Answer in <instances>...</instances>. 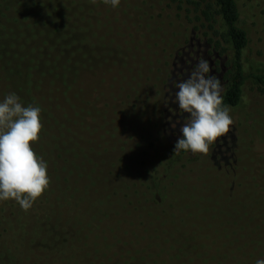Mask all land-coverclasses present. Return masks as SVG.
I'll use <instances>...</instances> for the list:
<instances>
[{"label":"rangeland","instance_id":"obj_1","mask_svg":"<svg viewBox=\"0 0 264 264\" xmlns=\"http://www.w3.org/2000/svg\"><path fill=\"white\" fill-rule=\"evenodd\" d=\"M32 1L23 16L52 40L30 53L13 92L30 101L35 87L46 107L31 146L47 162L50 184L30 210L0 202V264H255L264 258V95L249 82L241 106L230 111L236 130L232 124L210 147V153L224 148L223 156L203 155L173 169L164 179L170 187L161 210L144 205L150 172L129 174L121 158L147 159L157 136L167 145L176 142L184 121L172 104L176 80L165 74L168 32L180 51L203 42V32H195L170 0H121L116 9L103 0ZM237 2L250 41L247 65L263 71L264 7L256 0ZM18 13L0 0L6 24L0 33V99L11 93L8 83L34 43L29 37L14 45L6 37L17 33ZM82 24L89 25L86 71L69 38L82 35ZM60 34L68 45L65 55L54 48ZM118 48L125 51L123 61L110 63L119 59L115 53L107 60ZM206 60L223 99L225 69L215 58ZM254 111L261 117L252 128L238 126V118L251 125ZM52 197L54 208L47 204Z\"/></svg>","mask_w":264,"mask_h":264},{"label":"trees","instance_id":"obj_2","mask_svg":"<svg viewBox=\"0 0 264 264\" xmlns=\"http://www.w3.org/2000/svg\"><path fill=\"white\" fill-rule=\"evenodd\" d=\"M40 1V0H39ZM50 1V0H46ZM75 1V0H71ZM146 1V0H145ZM144 4L147 6L146 2ZM177 8L180 13H183L185 18L189 23L193 24V29L195 32H203V37L205 38L203 42L198 41L190 42L189 48L183 49L182 51L176 49L175 44L172 40L170 30L169 34V45L166 47V54L168 60V66L165 71L168 78L172 80L178 81V78L182 80L186 79L189 74L194 70L195 65L201 61L206 60L208 58H215L218 64H221L225 69L224 72V92H223V104L230 106V109H238L245 95V90L247 84L252 82L256 87V90L264 95V70L263 71H250L246 62V55L249 46V35L247 31L240 24V10L237 0H170ZM5 7L9 10H17L20 13L15 17L16 22L18 23L15 29L17 33L9 35L7 32L6 37L9 41H12V44H16V42H22V39H29L34 42L33 46H31L30 50L27 52L26 56H23V61L19 64L18 69L13 73L14 80L8 83L10 91L13 92L14 83L20 77V70L22 64L25 60L30 56L31 52H35L36 48L40 49L45 47L46 44L50 43L52 40L51 35L45 36V31L39 24H33L31 20L24 17L25 14L23 11L27 8V6L31 3L37 2L32 0H3ZM257 5H261L264 7V0H256ZM152 10V9H150ZM264 13V9H263ZM20 16V18H19ZM85 16V15H84ZM161 17V16H160ZM85 18V17H84ZM159 18V17H158ZM163 25L165 21L162 18H159ZM9 21V18L7 19ZM86 21V20H85ZM5 23L0 21V33L2 30H5ZM27 25V28L25 26ZM165 25H167L165 23ZM86 24H82L81 28L83 33L80 37H76L75 35H70L69 38L73 39V46L76 51L82 52L83 55V71L85 68H90V65H87L88 58L83 49V42L86 40L89 30ZM168 27V26H167ZM261 36L262 31H264V21L261 26ZM4 33V32H2ZM64 35L60 34L58 37H54V48L56 49L57 54L60 51V55H65L68 45L65 44V41H62V37ZM264 41V37H261V41ZM34 40V41H33ZM61 42V43H59ZM23 43V42H22ZM60 44V45H59ZM17 45V44H16ZM76 45L78 47L76 48ZM0 46L2 47V43L0 41ZM195 47V49L193 48ZM63 51H62V49ZM65 48V49H64ZM71 49V48H70ZM210 49V50H209ZM193 51V52H190ZM118 54L119 59L117 58L111 60V55ZM191 53H195L193 56ZM230 53L232 56L230 57ZM125 51L123 48H118L113 50V52L108 56L107 60H111L110 63L119 64L123 61ZM89 64V63H88ZM89 66V67H88ZM94 67L92 66L91 70ZM221 70V69H220ZM90 71V69H89ZM79 74V73H78ZM73 76H76L73 75ZM72 76V77H73ZM42 82L50 84V86H54L58 89L61 86L56 85V83H49L46 80L40 79ZM36 84V83H35ZM34 84V86H35ZM170 92V88L168 90ZM172 93L170 92V95ZM30 101L22 100L21 102L25 105H33L39 106L41 108V117L45 115V106L43 107L41 102L37 99L35 95V87L34 90L30 93ZM168 100V98H167ZM167 106V105H166ZM49 110V109H48ZM232 114V113H230ZM256 112L253 113L252 124L246 123L242 118H238L241 122L238 126L241 128L248 130L252 128L254 122L259 121L260 115L255 116ZM261 117V116H260ZM264 122V117H261ZM233 120L234 129L236 130L237 124L235 123V119ZM163 124L164 120H163ZM236 124V125H235ZM159 128V127H158ZM160 133L162 130L160 129ZM174 145H167V142L164 141L163 137H156V140L153 144L150 145L149 149L146 151L147 159H143L140 162L134 161H125L122 160V166L124 170H126L129 174H135V170L146 169L150 172V176L145 183V191H144V205L151 206L154 209L161 210L163 201H166L167 195H169L168 187L170 185L168 182L164 181L166 175H168L173 169L179 170L188 162L195 161L196 158L203 156L202 154H191L190 152L180 151L174 154ZM224 148L216 147L214 153L208 152L206 156L208 158L215 159L216 156H223L222 151ZM151 151V154H150ZM137 162V163H136ZM175 173V172H173ZM175 175V174H174ZM66 178V182L68 185L72 183L70 181V174L66 173L64 175ZM188 182V181H186ZM128 195V193H126ZM214 201V200H213ZM57 198L52 197L48 200V205L50 208L56 207ZM215 202V201H214ZM211 205V204H210ZM213 205V204H212ZM8 205H6L7 207ZM67 237L62 236L61 240L63 243L66 242ZM131 256L125 257L130 258Z\"/></svg>","mask_w":264,"mask_h":264},{"label":"clouds","instance_id":"obj_3","mask_svg":"<svg viewBox=\"0 0 264 264\" xmlns=\"http://www.w3.org/2000/svg\"><path fill=\"white\" fill-rule=\"evenodd\" d=\"M103 3L116 9L121 0ZM211 72L209 62L201 60L186 79L174 84L172 104L184 121L179 124L174 154L207 155L233 124L230 106L223 104L221 84ZM41 111L39 106H25L15 92L0 99V202L14 201L24 211L33 207L50 184L48 164L31 146L42 129ZM255 264H264V258Z\"/></svg>","mask_w":264,"mask_h":264}]
</instances>
